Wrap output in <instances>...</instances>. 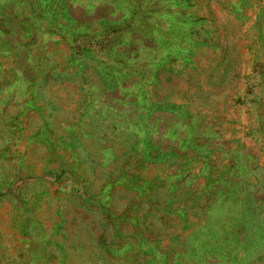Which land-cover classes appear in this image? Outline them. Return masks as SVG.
<instances>
[{
  "label": "rangeland",
  "instance_id": "rangeland-1",
  "mask_svg": "<svg viewBox=\"0 0 264 264\" xmlns=\"http://www.w3.org/2000/svg\"><path fill=\"white\" fill-rule=\"evenodd\" d=\"M0 264H264V0H0Z\"/></svg>",
  "mask_w": 264,
  "mask_h": 264
}]
</instances>
